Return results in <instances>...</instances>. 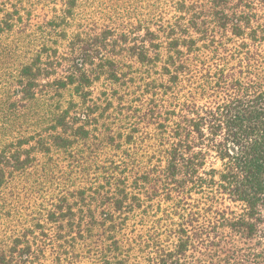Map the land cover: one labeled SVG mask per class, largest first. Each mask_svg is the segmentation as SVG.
<instances>
[{"label": "trees", "instance_id": "obj_1", "mask_svg": "<svg viewBox=\"0 0 264 264\" xmlns=\"http://www.w3.org/2000/svg\"><path fill=\"white\" fill-rule=\"evenodd\" d=\"M118 1L0 0V46L42 39L4 70L9 113L33 118L0 124V264H242L233 236L264 211V0Z\"/></svg>", "mask_w": 264, "mask_h": 264}, {"label": "rangeland", "instance_id": "obj_2", "mask_svg": "<svg viewBox=\"0 0 264 264\" xmlns=\"http://www.w3.org/2000/svg\"><path fill=\"white\" fill-rule=\"evenodd\" d=\"M115 0L114 6L118 3L121 4L122 1ZM138 4L139 1H138ZM86 10H90L89 5L86 3L85 5ZM96 16V15H95ZM94 16V17H95ZM40 34L37 36L31 32L16 34L13 36L12 39L8 41V47H5L6 43L0 46L1 49L7 48V51L4 53L5 57L1 58L0 62V124L5 123L14 124L15 129L22 123L24 125L31 122L33 118V113L21 112L20 115L24 114L23 116H15L16 114L9 113V104L10 102L7 101L8 97L11 96L12 90L9 86L5 83V79L7 78L4 74L5 68L8 70H15L20 68L21 62L23 60V55L29 54V52L34 49L36 44H38L42 39L39 38ZM11 53V54H10ZM7 54H9L7 56ZM25 60V58H24ZM4 125V124H3ZM4 127L0 128V136L8 134L7 130ZM221 163L217 162V166ZM225 204L228 206L229 210L235 211V215L241 214L242 205L239 203H234L230 201H226ZM256 223V232L252 237H247L246 235L241 236L239 232L233 236L234 245L239 248L237 260L240 262L244 259L242 264H263L264 262V211H261L260 214H257L256 217L251 218ZM227 232V228H223V230ZM229 247V246H228Z\"/></svg>", "mask_w": 264, "mask_h": 264}]
</instances>
